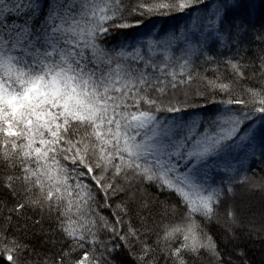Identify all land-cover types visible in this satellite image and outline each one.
<instances>
[{
	"label": "snow or ice",
	"instance_id": "obj_1",
	"mask_svg": "<svg viewBox=\"0 0 264 264\" xmlns=\"http://www.w3.org/2000/svg\"><path fill=\"white\" fill-rule=\"evenodd\" d=\"M253 238L264 0H0V264H249Z\"/></svg>",
	"mask_w": 264,
	"mask_h": 264
},
{
	"label": "trees",
	"instance_id": "obj_2",
	"mask_svg": "<svg viewBox=\"0 0 264 264\" xmlns=\"http://www.w3.org/2000/svg\"><path fill=\"white\" fill-rule=\"evenodd\" d=\"M174 15L176 16V19H170L169 23H177L182 19V17H180L178 14ZM19 235L21 239L35 247L36 251L40 253L39 258H43L44 256L51 254L49 251L50 246L43 243L42 237L33 236L31 233H29L27 236H25L23 233H20ZM244 249L246 251V258L249 261V264H264V240L261 238L247 240L244 244ZM36 258L37 257H34V259ZM3 264H7V262L5 261Z\"/></svg>",
	"mask_w": 264,
	"mask_h": 264
},
{
	"label": "rangeland",
	"instance_id": "obj_3",
	"mask_svg": "<svg viewBox=\"0 0 264 264\" xmlns=\"http://www.w3.org/2000/svg\"><path fill=\"white\" fill-rule=\"evenodd\" d=\"M257 4H259L260 0H256Z\"/></svg>",
	"mask_w": 264,
	"mask_h": 264
}]
</instances>
